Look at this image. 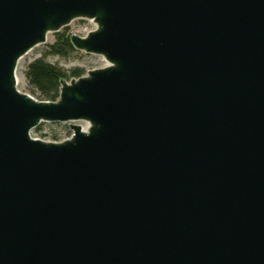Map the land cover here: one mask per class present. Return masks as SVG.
I'll return each mask as SVG.
<instances>
[{
	"label": "water",
	"instance_id": "obj_1",
	"mask_svg": "<svg viewBox=\"0 0 264 264\" xmlns=\"http://www.w3.org/2000/svg\"><path fill=\"white\" fill-rule=\"evenodd\" d=\"M77 19L108 66L22 93ZM0 264H264V0H0Z\"/></svg>",
	"mask_w": 264,
	"mask_h": 264
},
{
	"label": "trees",
	"instance_id": "obj_2",
	"mask_svg": "<svg viewBox=\"0 0 264 264\" xmlns=\"http://www.w3.org/2000/svg\"><path fill=\"white\" fill-rule=\"evenodd\" d=\"M56 38V42L47 46V50L42 57L34 59L25 70L26 80L31 91L38 93L42 101H56L60 95L59 90L62 79H76L85 73L83 69L76 68L69 74L68 71L48 60L49 57L54 56H58L63 60L69 59L78 51L73 47L71 36L67 34L66 30L58 32Z\"/></svg>",
	"mask_w": 264,
	"mask_h": 264
},
{
	"label": "rangeland",
	"instance_id": "obj_3",
	"mask_svg": "<svg viewBox=\"0 0 264 264\" xmlns=\"http://www.w3.org/2000/svg\"><path fill=\"white\" fill-rule=\"evenodd\" d=\"M88 23V21L82 20V19H77L74 20L73 23H71L69 26L63 28L62 31L60 32H64V30H66L67 34H69L70 36L74 35V33L80 34V31L84 30L85 26H87L86 24ZM57 33L53 32L48 34L47 38H48V42L47 43H42V45L40 46H36L35 48H33V50L26 56H24L21 59V62L19 64L18 67V89L23 93H27L30 94L32 97H35L36 99L41 100L40 95L38 93H33L29 87V84L26 80V76H25V70L27 68V66L36 58L42 57L43 53L47 50V46L49 44H53L54 42H56L57 38ZM48 60L51 63H55L57 64L59 67H61L63 70L68 71L69 74H71V71L76 69V68H80L83 69L85 71V73L83 74V76H86L89 70H94V69H98L99 67H103L105 66V64L107 63V61L105 60L104 57L100 56V55H93V54H89V53H84L81 51H77L71 58L69 59H60V57L58 56H54V57H49ZM67 80H70L72 78H66ZM79 124L83 125V127L87 128L88 123L86 122H78ZM77 123V124H78ZM48 126V125H47ZM69 124H65L62 126V129L66 132L68 131L69 128Z\"/></svg>",
	"mask_w": 264,
	"mask_h": 264
},
{
	"label": "built area",
	"instance_id": "obj_4",
	"mask_svg": "<svg viewBox=\"0 0 264 264\" xmlns=\"http://www.w3.org/2000/svg\"><path fill=\"white\" fill-rule=\"evenodd\" d=\"M86 20L88 21V23L86 24L87 26H85L84 30L80 31V34H78L83 37H85V35H87L89 32L96 30L97 28V25L95 24L93 20L91 19H86ZM74 34H77V33H74ZM106 66H108V63H106L105 66L103 67H106ZM63 125L65 124L64 123H50V122L42 123L39 126V127L41 126L42 127L40 129L35 128V130L32 131L31 136H33L34 139L37 138V139H42L44 141H51V142H56V143L68 140L74 134L70 126L68 128V131L65 132L62 129Z\"/></svg>",
	"mask_w": 264,
	"mask_h": 264
},
{
	"label": "bare ground",
	"instance_id": "obj_5",
	"mask_svg": "<svg viewBox=\"0 0 264 264\" xmlns=\"http://www.w3.org/2000/svg\"><path fill=\"white\" fill-rule=\"evenodd\" d=\"M19 80V79H18Z\"/></svg>",
	"mask_w": 264,
	"mask_h": 264
}]
</instances>
